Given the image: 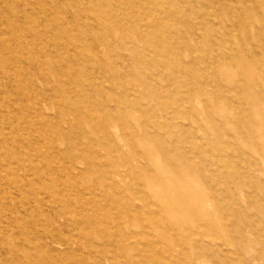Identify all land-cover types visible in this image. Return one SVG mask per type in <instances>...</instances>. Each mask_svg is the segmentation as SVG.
Wrapping results in <instances>:
<instances>
[{
  "label": "rangeland",
  "instance_id": "374dc122",
  "mask_svg": "<svg viewBox=\"0 0 264 264\" xmlns=\"http://www.w3.org/2000/svg\"><path fill=\"white\" fill-rule=\"evenodd\" d=\"M0 264H264V0H0Z\"/></svg>",
  "mask_w": 264,
  "mask_h": 264
},
{
  "label": "bare ground",
  "instance_id": "6f19581e",
  "mask_svg": "<svg viewBox=\"0 0 264 264\" xmlns=\"http://www.w3.org/2000/svg\"><path fill=\"white\" fill-rule=\"evenodd\" d=\"M70 13V12H69ZM50 17V16H49ZM19 171V170H18ZM8 179H9V177H8ZM10 181V180H9Z\"/></svg>",
  "mask_w": 264,
  "mask_h": 264
}]
</instances>
